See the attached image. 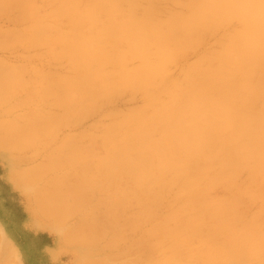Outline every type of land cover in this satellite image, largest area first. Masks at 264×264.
<instances>
[{
    "label": "bare ground",
    "instance_id": "bare-ground-1",
    "mask_svg": "<svg viewBox=\"0 0 264 264\" xmlns=\"http://www.w3.org/2000/svg\"><path fill=\"white\" fill-rule=\"evenodd\" d=\"M1 19L21 59L0 58V149L81 264L116 259L91 258L107 239L120 264H264V0H0Z\"/></svg>",
    "mask_w": 264,
    "mask_h": 264
},
{
    "label": "rangeland",
    "instance_id": "rangeland-1",
    "mask_svg": "<svg viewBox=\"0 0 264 264\" xmlns=\"http://www.w3.org/2000/svg\"><path fill=\"white\" fill-rule=\"evenodd\" d=\"M1 20H0V27L3 28L2 29L0 28V31L3 29L5 30L6 28H7L6 30H8L10 28V22L7 19L6 20L3 19L4 21ZM4 26H6V28ZM2 50L0 49V53H1L0 58L5 59L6 56L8 55L6 60H8L11 57L9 61L12 63L15 60H17L16 62L18 63L19 60L21 59L20 56H18L17 52L10 53L7 50L9 52L8 53L6 49H4V51ZM5 52H7V54ZM15 54L18 56V58ZM190 58L191 57H189L188 59ZM194 60H195V56L188 61L193 62ZM130 105L131 106L135 105V103L126 102L125 100L124 102L119 101L118 103L119 108L120 107L123 108L125 106H130ZM15 112L18 113L17 111ZM102 120L106 121L107 119L101 116V114H97L96 116L94 115L93 117L91 118L89 117L85 122L80 124V126L74 128L73 131L80 132L90 127L89 125L92 126L95 123H99ZM30 153L33 152L25 151L22 153V155H26L28 158L34 157L35 160L33 159L31 162L30 161L21 162L20 165L22 166H19V168H27V167L29 168L41 162L42 160L41 156H37V155L34 156L33 155L34 153L30 155ZM14 162H15L14 155L11 156L6 151L0 149V264L2 263V261H3L2 264H5L4 263L5 261L6 264H81L79 248H83V246L80 244H75L77 245L75 246L66 243L63 240L62 235L60 234L59 229H61V227H58L57 229L56 226L53 225V222L51 220L49 221L48 218L47 219L43 218L44 216L42 217L37 213L35 204H33V198L31 199V193L25 189L24 185L22 184V182H20V180H17L16 177L17 174L14 171ZM246 175L247 174H244L240 178V182L242 185L244 184L246 185V183H248V176L245 179ZM216 193L215 194L217 196L223 197V195L225 196L226 192L223 188H219L216 190ZM132 200L134 201V199ZM132 200L130 201L133 202ZM247 200L248 198H246V201ZM179 202L180 201H177L176 203L174 202L176 208H178ZM134 203L132 206L128 204L129 207L126 208L127 210L125 211V213L127 214L126 216H132V214L134 215V213L135 215H137L136 213L139 211L140 206L138 205V202L135 203L136 205H134ZM247 203L249 205V200L246 202V204ZM167 204L168 202L165 201L164 205L159 209L160 213L158 212L159 213L158 217H163L164 214L168 212L166 211L168 210ZM246 207L248 208L247 209L248 212L252 215L257 213L258 211V207H255L254 205H249ZM75 218L76 217L70 219L68 221V224L76 222L78 219ZM120 220L123 221L122 219ZM120 225L121 224L118 222L117 225H114L115 227L112 230L118 229ZM146 228L148 229V226L144 227L145 230ZM150 239H151L150 242L154 243V241L156 242L158 239L160 240L161 237H156V238L153 237V239L151 237ZM105 243L109 244L108 239L105 241L104 240L101 241V243L99 244L100 246L96 245L97 251L93 252V256L91 258L97 259L96 261H98L99 256H101L103 257L102 259H105L103 253L108 250L110 251L108 252L111 255H114V253L120 254L115 256L116 259H118L119 257L124 258L123 256L124 254L125 256L129 254L127 252V250L130 251L129 247L126 246V243L124 242L119 243L117 246L115 245L114 247H111L112 249L109 246H108L109 248L107 249L106 248L107 246L104 245ZM98 249H100L101 251ZM153 251L154 249L151 250V247H148L142 250L141 252L145 253L144 255L147 254L149 257L150 255H153ZM111 258L112 260H110ZM111 258L109 259L110 264H113L111 262L120 264V262L124 261L123 258L121 259L122 261L119 259L117 261L113 257ZM259 261L260 258H252L251 261L247 262V264H257V263L260 264ZM139 263L144 264L142 260L135 261V264H139Z\"/></svg>",
    "mask_w": 264,
    "mask_h": 264
}]
</instances>
